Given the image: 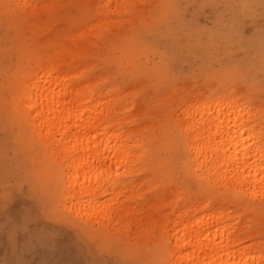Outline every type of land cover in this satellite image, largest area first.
Returning <instances> with one entry per match:
<instances>
[{"label":"rangeland","instance_id":"1","mask_svg":"<svg viewBox=\"0 0 264 264\" xmlns=\"http://www.w3.org/2000/svg\"><path fill=\"white\" fill-rule=\"evenodd\" d=\"M28 1L0 0V264H167L176 202L228 212L250 264H264V191L198 177L171 123L191 104L230 98L264 133V0ZM58 62L96 98L90 105L112 101L120 130L137 138L139 160L117 179L128 214L64 207L67 166L22 110L28 79Z\"/></svg>","mask_w":264,"mask_h":264},{"label":"bare ground","instance_id":"2","mask_svg":"<svg viewBox=\"0 0 264 264\" xmlns=\"http://www.w3.org/2000/svg\"><path fill=\"white\" fill-rule=\"evenodd\" d=\"M43 67L24 83L22 110L29 115L47 146L49 143L56 157L67 166L66 183L63 182L68 187L69 203L66 201L64 207L79 216H101L104 220L110 219L113 213L117 217L130 213L133 206L119 199L124 186L117 179L123 170L135 166L138 154L131 144L137 138L131 142L129 132L120 130L112 116L117 111L112 101L90 105L94 96L89 95L84 83L66 71L64 62H58L54 68ZM219 99L191 104L182 110L181 119L171 121L172 127L182 131L186 138L190 166L198 177L212 181L216 187L242 193L251 192L252 188L264 191V133L258 114L246 111L247 108L235 114L232 111L243 105L240 100ZM245 128L254 132V136L244 137ZM145 153L144 150L141 155ZM106 195L110 197L103 199ZM179 204H171L167 213L164 228L170 234L167 264H250L253 261L254 256L247 251L249 247L240 248L246 237L237 233L234 225H225L228 212L214 209L203 213L194 207L196 203L185 207Z\"/></svg>","mask_w":264,"mask_h":264}]
</instances>
